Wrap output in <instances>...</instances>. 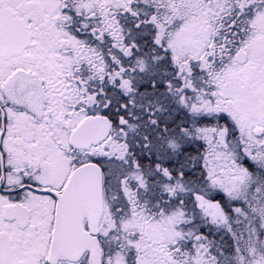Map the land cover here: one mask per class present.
<instances>
[{"label": "snow or ice", "instance_id": "6c2138e0", "mask_svg": "<svg viewBox=\"0 0 264 264\" xmlns=\"http://www.w3.org/2000/svg\"><path fill=\"white\" fill-rule=\"evenodd\" d=\"M0 264H264V0H0Z\"/></svg>", "mask_w": 264, "mask_h": 264}]
</instances>
